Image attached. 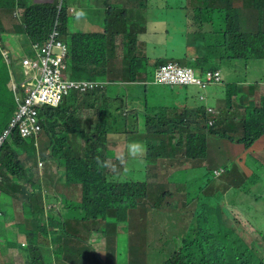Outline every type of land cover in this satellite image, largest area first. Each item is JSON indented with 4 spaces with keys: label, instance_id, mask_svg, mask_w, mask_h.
<instances>
[{
    "label": "clouds",
    "instance_id": "obj_1",
    "mask_svg": "<svg viewBox=\"0 0 264 264\" xmlns=\"http://www.w3.org/2000/svg\"><path fill=\"white\" fill-rule=\"evenodd\" d=\"M154 14L167 30L152 28ZM192 23L220 54L205 69L181 64L197 56L184 36ZM4 108L0 149L8 140L30 179L10 177V191L0 190V264L183 259L209 242L190 230L192 220L206 216L222 229L250 220L228 195L240 185L228 178L242 171V155L232 165L209 154L211 171L200 148L189 152L198 139L182 120L206 113L211 125L237 114L227 122L232 137L264 160V0H0ZM149 124L158 133L152 141ZM183 171L196 174L157 186ZM112 172L150 206L133 228L86 199L85 177L106 181ZM170 208L184 212V224Z\"/></svg>",
    "mask_w": 264,
    "mask_h": 264
},
{
    "label": "trees",
    "instance_id": "obj_2",
    "mask_svg": "<svg viewBox=\"0 0 264 264\" xmlns=\"http://www.w3.org/2000/svg\"><path fill=\"white\" fill-rule=\"evenodd\" d=\"M184 36L189 42L192 41L191 47L197 56L191 52L192 58L188 60L183 59L181 61L182 65L205 69L212 62L214 55H220L216 49V42L205 37L203 38L198 24L192 23L189 31H186ZM206 54L209 56L207 57ZM7 113L8 109L4 108L3 111H0V118L7 115ZM236 116L237 114L231 115L230 118H220L218 116L216 121L210 125L208 116L205 113L204 117L203 115L199 117H195L194 115L184 117L182 123L190 129L189 135L198 139L196 145L190 148L189 152H196L200 148L202 156L208 159L211 171L217 166L213 159L208 157L209 154H212L218 160L225 163L227 161L232 165L235 163V154L242 155L238 166L243 172L236 171L235 173L239 174L238 176L228 178L229 182L240 183V185L238 188H230L228 195L237 197L236 200L239 201L236 203V207L244 211L245 217L250 220L249 222L244 221L242 225L240 222H237L232 228L224 229L212 223L209 225L210 220L206 216H201L197 221L195 219L192 220V223L196 222L197 225H189L190 230L193 228L199 231L205 239H209V242L194 254L183 259H180V257L176 258V253L169 259L163 257L164 264H264V232L262 234V232L253 230V228L258 226L264 228V160L244 152L242 145L232 137V128L235 129V127L228 125L227 122L237 120ZM2 131L3 128L0 125V134ZM157 138L158 133L149 124L146 140L152 141ZM239 141L243 142L242 140ZM8 148H10V143L7 140L0 149V168L5 171L0 174L8 182L0 184V190L5 192L10 191L9 188L11 187V183H13L10 177L17 176L24 181L30 179L28 170L23 169L21 163L13 159L7 150ZM148 148L149 146H147L146 154L152 151ZM95 163L102 164L100 170L107 173L105 162L95 161ZM129 167L130 163H127L124 171L121 173L122 176L126 171L128 172ZM121 174L116 175V173L112 172L109 180L106 181L101 176H86L85 195L87 201H89L88 204L96 205L106 210L104 211L106 216H116L119 221L125 222L129 218L132 219L129 222V228H133L137 220H144L146 218L150 206L147 205L146 201L140 202V200H137L138 195L132 194L138 190L137 187L134 186L133 182L125 181L124 177V181L122 182ZM195 174L194 171L191 173L183 171L166 178L157 186L166 188L173 183L186 182L183 179L184 177ZM124 183L126 184L125 186ZM175 210L170 208L168 211L181 224H184V218H186L184 212H173ZM252 211L253 213L251 214ZM187 223L190 222L188 221ZM249 223L251 226H249ZM256 234L262 235L261 238H257ZM164 239L156 237V240L159 243L161 242V246ZM131 240L140 243L142 238L141 236L137 238L134 235L131 237ZM158 246L152 245L153 250L155 251ZM161 253L162 255L165 254L163 251Z\"/></svg>",
    "mask_w": 264,
    "mask_h": 264
},
{
    "label": "rangeland",
    "instance_id": "obj_3",
    "mask_svg": "<svg viewBox=\"0 0 264 264\" xmlns=\"http://www.w3.org/2000/svg\"><path fill=\"white\" fill-rule=\"evenodd\" d=\"M152 18H154L156 21L152 24V28L155 29V30H158V31H164V30H167L168 28V24L166 22V19H162L160 18L159 16H157L156 14L152 15L151 16ZM181 47H182V43L180 44H177L175 45V49H174V54H175V57L178 58L179 55L182 53V50H181ZM106 67L108 66L107 64L105 65ZM104 66V67H105ZM12 197L15 201V197H14V194L12 193ZM120 230H123L122 228H119ZM112 257H109L108 260H111Z\"/></svg>",
    "mask_w": 264,
    "mask_h": 264
}]
</instances>
